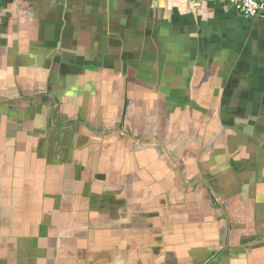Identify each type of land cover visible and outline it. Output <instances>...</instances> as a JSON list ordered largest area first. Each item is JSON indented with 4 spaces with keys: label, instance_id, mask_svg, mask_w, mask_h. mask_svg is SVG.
<instances>
[{
    "label": "crops",
    "instance_id": "0c3cea01",
    "mask_svg": "<svg viewBox=\"0 0 264 264\" xmlns=\"http://www.w3.org/2000/svg\"><path fill=\"white\" fill-rule=\"evenodd\" d=\"M0 264H264V22L0 0Z\"/></svg>",
    "mask_w": 264,
    "mask_h": 264
},
{
    "label": "built area",
    "instance_id": "2783aa9c",
    "mask_svg": "<svg viewBox=\"0 0 264 264\" xmlns=\"http://www.w3.org/2000/svg\"><path fill=\"white\" fill-rule=\"evenodd\" d=\"M211 4H222L234 9L244 19H259L264 22V1L262 0H199Z\"/></svg>",
    "mask_w": 264,
    "mask_h": 264
}]
</instances>
